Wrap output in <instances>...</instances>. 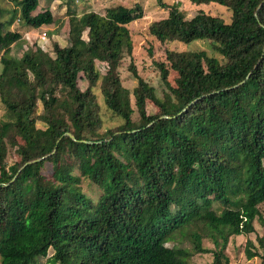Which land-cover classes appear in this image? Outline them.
<instances>
[{
  "label": "trees",
  "instance_id": "obj_1",
  "mask_svg": "<svg viewBox=\"0 0 264 264\" xmlns=\"http://www.w3.org/2000/svg\"><path fill=\"white\" fill-rule=\"evenodd\" d=\"M8 1L27 28L54 24L48 8L33 14L40 0ZM189 2L222 6L231 20L202 10L186 18L163 4L168 15L149 24V35L159 43L206 41L221 59L167 50L155 63L161 97L132 62L136 87L120 79L139 6L136 14L117 5L78 15L65 0L69 44L53 42V56L28 47L15 59L22 36L3 32L0 21V103L13 118L0 120V264H193L207 253L212 264H229V239L254 233L255 221L263 234L257 247L246 241L245 254L264 264V0ZM95 90L117 127L101 131ZM148 101L156 113H147ZM80 177L100 189L96 201Z\"/></svg>",
  "mask_w": 264,
  "mask_h": 264
},
{
  "label": "rangeland",
  "instance_id": "obj_2",
  "mask_svg": "<svg viewBox=\"0 0 264 264\" xmlns=\"http://www.w3.org/2000/svg\"><path fill=\"white\" fill-rule=\"evenodd\" d=\"M176 5L178 10L185 14L186 18H192L197 11L202 10L212 16L222 18L226 23L230 22V13L227 9L217 4L209 5H193L189 0H74V6L78 15L87 12H97L103 14L106 8L114 7L117 5L124 6L134 14L137 13V6L141 8L142 16L139 19L131 22L127 27L132 39V57L123 60L119 69L120 79L122 86L129 91L137 85V80L133 77L129 70V64L132 62L135 72L141 77L148 85L155 89L157 97H161L166 89L161 83L157 67L155 63L165 61V52L167 50L186 52V51H205L209 56H214L217 59H221V56L215 53L209 43L206 41H195L189 44L181 42H165L159 43L148 33V26L154 21L166 18L168 10L162 5ZM49 9L54 17V24L49 26H43L38 29L27 28L19 21V7L8 0H0V21L3 23V32L15 31L21 34L22 40L19 42V46L11 50L15 59H19L22 53L31 47L33 50L39 49L44 53H48L53 56L52 43L57 42L60 46H68V23L65 15L66 6L65 0H53L50 4H47L46 0H40L39 5L33 14L43 12ZM42 37H44L42 39ZM86 39V33L83 34ZM1 56V53H0ZM97 67L103 71V65L97 63ZM1 70V66H0ZM176 74L174 72L169 73V81L171 85L173 83V77ZM77 85L81 90H84L87 86L86 81L82 75L78 76ZM98 103L100 105V116L102 120V129L104 132L107 129L115 128L121 124V121L113 116L104 106L102 98L98 90H95ZM41 110V105L38 104L35 111L37 115ZM146 111L148 114L156 113L151 102L146 103ZM0 120L9 122L13 121L12 115L6 111L4 106L0 103ZM37 127L43 129L45 126L37 122ZM18 143H22L20 139H17ZM17 160L14 149L8 150V163L11 164ZM80 187L87 197H90L93 201H96L100 194V189L89 180L80 177ZM217 206V204H214ZM254 233L248 236H238L229 239L227 248L224 254L229 259V264H261L259 257L248 258L245 254L246 241L251 240L257 247L256 236L263 234V229L258 222H254ZM195 229L196 227L193 226ZM200 235L203 236V231L198 229ZM168 246H171L168 244ZM202 246L206 249H214L213 244L208 239H203ZM52 251H49L47 256H51ZM193 264H212V255L196 254L193 256ZM37 264H46V259L42 258L37 261Z\"/></svg>",
  "mask_w": 264,
  "mask_h": 264
},
{
  "label": "water",
  "instance_id": "obj_3",
  "mask_svg": "<svg viewBox=\"0 0 264 264\" xmlns=\"http://www.w3.org/2000/svg\"><path fill=\"white\" fill-rule=\"evenodd\" d=\"M194 102H195V101H193L191 104H193ZM164 118H165V117H164ZM166 118H167V117H166ZM64 135L70 137V138L73 139V140H75L74 137H73L72 135L68 134V133H66V134H64ZM58 141H59V140H58ZM84 143L90 144L91 142L84 141ZM42 160H43V158H40V159H36V160H34V161H31V162H27V163H25V164L23 165V167H25L26 165L31 164V163L40 162V161H42ZM23 167H22V168H23ZM22 168H21V169H22ZM21 169H20V170H21ZM20 170H18V172L13 176V178L10 180L9 183L13 182V181L16 179L17 174L20 172ZM9 183H8V184H9ZM8 184H4V185L7 186ZM0 186H2V184H0Z\"/></svg>",
  "mask_w": 264,
  "mask_h": 264
},
{
  "label": "built area",
  "instance_id": "obj_4",
  "mask_svg": "<svg viewBox=\"0 0 264 264\" xmlns=\"http://www.w3.org/2000/svg\"><path fill=\"white\" fill-rule=\"evenodd\" d=\"M44 37H42V39H43Z\"/></svg>",
  "mask_w": 264,
  "mask_h": 264
}]
</instances>
